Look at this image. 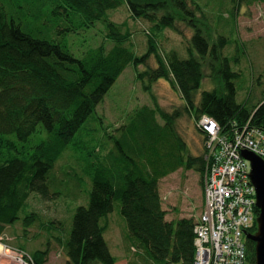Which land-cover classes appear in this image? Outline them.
I'll list each match as a JSON object with an SVG mask.
<instances>
[{
    "label": "trees",
    "instance_id": "trees-1",
    "mask_svg": "<svg viewBox=\"0 0 264 264\" xmlns=\"http://www.w3.org/2000/svg\"><path fill=\"white\" fill-rule=\"evenodd\" d=\"M52 1L56 3L52 13L59 21L34 28L0 0V142L16 147V142L5 137L15 134L19 142H27L38 130L47 132L46 139L27 157L0 163V239L7 226L19 220L25 231L37 222L57 230L56 220L45 222L39 212H28V201L34 192L46 200L61 194L58 186L63 182L56 180L53 171L65 151L74 149L84 162L82 168L91 178L92 189L89 204L77 207L67 237L54 235L63 243L65 264H116L105 237L107 218L116 201L121 203L120 211L127 221V237L151 260L157 264H193L196 220H168L160 190L161 180L180 169H194L204 184L206 149L199 155L189 152L177 129L180 111L165 110L157 101L153 106H140L117 128L118 135L107 134L113 147L105 154L75 136L131 63L146 90L152 91L154 82L161 78L170 80L195 121L208 113L219 121L223 132L236 122L264 127V96L250 106L249 101H238L236 79L240 74L223 54L228 38L219 34L212 42L197 18L201 15L209 22L197 0ZM125 2L135 18L152 22L154 31H181L178 24L186 22L194 29L188 56L176 49L164 54L151 32L148 50L137 53L129 45L131 32H123L122 25L110 16V11ZM98 21L106 23L107 38L114 44L110 48L106 44L90 47L76 56L68 35L78 34ZM152 55L157 59L156 66L149 64ZM207 76L218 77L220 86L204 90L198 98ZM81 181L82 176L77 180L80 189ZM22 211L25 213L21 217ZM256 230L257 224L252 231ZM248 248L249 264H256L255 242L248 240ZM23 252L32 264H44L48 254L47 249Z\"/></svg>",
    "mask_w": 264,
    "mask_h": 264
},
{
    "label": "rangeland",
    "instance_id": "rangeland-1",
    "mask_svg": "<svg viewBox=\"0 0 264 264\" xmlns=\"http://www.w3.org/2000/svg\"><path fill=\"white\" fill-rule=\"evenodd\" d=\"M2 1L9 10L16 13L17 18L34 28H44L47 24L50 26L51 23L59 21L57 15L52 13L56 6L52 0ZM197 1L208 14L209 22L203 20L204 16L199 15L197 18L202 20L203 29L212 42L219 34H225L228 38V45L224 48L223 54L229 56L233 70L240 74L236 79L238 101L242 103L249 101V106L258 103L264 96V0ZM110 16L112 20L122 25L123 32H131L129 45L137 53L143 54L148 50L149 36L152 33L157 37L159 47L164 54L166 51L176 49L182 56H188L187 46L194 29L186 22L178 24L181 31L171 28L154 31L153 23L143 18H135L126 2L118 9L110 11ZM39 36L45 35L39 33ZM68 36L70 49L76 56L82 55L90 47L106 44L110 48L114 44L113 40L107 38V25L103 21H98L78 34ZM149 64L157 65L154 55L150 57ZM141 68H145V65ZM206 72L211 71L206 68ZM219 86L218 77H205L197 92L198 98L204 90ZM152 94L155 95V100ZM155 101L165 110L180 111L181 115L176 121L179 133L186 140L190 153L202 154L205 151L203 134L197 128L194 116L185 110L179 89L170 80L161 78L154 82L152 91L146 90L144 83L138 78L133 63L122 72L75 138L82 137L87 140L85 143L89 147L95 145L105 154L113 147V142L107 134L118 135L117 128L127 122L128 116L134 110L144 104L153 106ZM46 137L45 129L38 130L27 142H19L15 134L5 137L6 140L16 142V147L6 144L7 142H0V163L13 157H27ZM83 163L82 158L79 159V153L74 149H67L53 171L56 180L63 182L58 186L61 194L56 199L46 200L34 192L28 201V212H39L45 222L56 220L57 230L46 229L37 222L25 231L21 220L8 225L3 238L0 239L2 246L0 264H32L18 259L22 254L25 259L24 249L29 253L37 249H47L48 254L44 264L66 263L67 255L63 243L54 235L65 239L77 207L89 204L92 182L88 173L82 168ZM80 176H82L81 189L77 183ZM71 186H73L72 190ZM160 190L168 220L182 217H192L196 220L201 214L204 200L203 183L201 175L194 169H180L166 176L160 182ZM120 210L121 203L116 201L114 211L107 218L108 229L105 233L110 250L116 257V264H157L134 245L133 239L127 237V221ZM24 213L25 211H22L20 216L22 217Z\"/></svg>",
    "mask_w": 264,
    "mask_h": 264
},
{
    "label": "built area",
    "instance_id": "built-area-1",
    "mask_svg": "<svg viewBox=\"0 0 264 264\" xmlns=\"http://www.w3.org/2000/svg\"><path fill=\"white\" fill-rule=\"evenodd\" d=\"M196 125L204 135L208 165L203 210L194 227L193 264H249L247 233L256 225L259 210L251 162L242 152L248 149L264 159V127L236 122L223 132L208 113ZM18 259L28 262L23 254Z\"/></svg>",
    "mask_w": 264,
    "mask_h": 264
},
{
    "label": "water",
    "instance_id": "water-1",
    "mask_svg": "<svg viewBox=\"0 0 264 264\" xmlns=\"http://www.w3.org/2000/svg\"><path fill=\"white\" fill-rule=\"evenodd\" d=\"M242 154L251 162V178L256 186L257 207L259 209L257 230L248 232L247 237L255 242L256 264H264V159L248 149L243 150Z\"/></svg>",
    "mask_w": 264,
    "mask_h": 264
},
{
    "label": "bare ground",
    "instance_id": "bare-ground-1",
    "mask_svg": "<svg viewBox=\"0 0 264 264\" xmlns=\"http://www.w3.org/2000/svg\"><path fill=\"white\" fill-rule=\"evenodd\" d=\"M0 249H2V246H1V244H0Z\"/></svg>",
    "mask_w": 264,
    "mask_h": 264
}]
</instances>
